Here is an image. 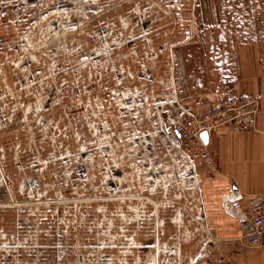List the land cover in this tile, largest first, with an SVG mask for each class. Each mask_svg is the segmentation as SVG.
Wrapping results in <instances>:
<instances>
[{
    "label": "rangeland",
    "instance_id": "374dc122",
    "mask_svg": "<svg viewBox=\"0 0 264 264\" xmlns=\"http://www.w3.org/2000/svg\"><path fill=\"white\" fill-rule=\"evenodd\" d=\"M263 13L264 0H0V264L247 252L202 217L210 145L182 157L156 104L166 129L173 89L185 106L232 93L234 46L264 40L250 32Z\"/></svg>",
    "mask_w": 264,
    "mask_h": 264
},
{
    "label": "crops",
    "instance_id": "0c3cea01",
    "mask_svg": "<svg viewBox=\"0 0 264 264\" xmlns=\"http://www.w3.org/2000/svg\"><path fill=\"white\" fill-rule=\"evenodd\" d=\"M262 31L264 22L250 27V32ZM233 60L235 78L230 88L232 93L228 94L259 95L261 111L255 130L213 134L212 155L199 163L202 217L221 238L241 232L238 219L223 208V199L229 193L241 195L244 207L264 201V40L255 37L235 45ZM233 264H264V247H249L247 252L233 258Z\"/></svg>",
    "mask_w": 264,
    "mask_h": 264
},
{
    "label": "built area",
    "instance_id": "2783aa9c",
    "mask_svg": "<svg viewBox=\"0 0 264 264\" xmlns=\"http://www.w3.org/2000/svg\"><path fill=\"white\" fill-rule=\"evenodd\" d=\"M142 73L139 72L140 76ZM126 77L129 76L125 74L123 78ZM172 91V100L166 102L168 106L164 109L170 127L165 129L161 123V103L156 104V116L163 134L180 150L182 157L190 158L185 147L195 149L200 145V148L208 149L213 134L256 129L257 117L261 111L259 95H231L209 90L202 92L199 99L185 106L186 102L178 99L177 91ZM139 94L144 97L142 91L134 95ZM203 132L208 133L207 139L201 136ZM222 204L225 210L233 211L238 216L241 224L238 241L246 247H264V201L244 207L241 195L233 192L223 199Z\"/></svg>",
    "mask_w": 264,
    "mask_h": 264
},
{
    "label": "water",
    "instance_id": "95a60500",
    "mask_svg": "<svg viewBox=\"0 0 264 264\" xmlns=\"http://www.w3.org/2000/svg\"><path fill=\"white\" fill-rule=\"evenodd\" d=\"M201 136H202L204 139H207V137H208V133H207V132H203V133L201 134ZM1 184H2V182L0 181V186H1ZM231 193H233V192H231ZM231 193H229V194H231ZM226 211H227V210H226ZM227 212H228L230 215H232L233 217H235V218L238 217L237 215L234 214L233 211H231V212L227 211ZM59 254H60V255H61V254H64L63 249L60 250V253H59Z\"/></svg>",
    "mask_w": 264,
    "mask_h": 264
},
{
    "label": "bare ground",
    "instance_id": "6f19581e",
    "mask_svg": "<svg viewBox=\"0 0 264 264\" xmlns=\"http://www.w3.org/2000/svg\"><path fill=\"white\" fill-rule=\"evenodd\" d=\"M124 107H125V106H124ZM46 137H47V136H46ZM111 178H112V177H111ZM116 179L119 180V178H116ZM116 179H115V180H116ZM112 182H113V181H112ZM114 185H115V184H114ZM111 188H112V187H111ZM115 188H116V187H115ZM109 199H110V198H109ZM179 219H180V218H179ZM178 224H179V223H178ZM188 238H189V237H188ZM126 250H127V249H126Z\"/></svg>",
    "mask_w": 264,
    "mask_h": 264
},
{
    "label": "flooded vegetation",
    "instance_id": "af4514ba",
    "mask_svg": "<svg viewBox=\"0 0 264 264\" xmlns=\"http://www.w3.org/2000/svg\"><path fill=\"white\" fill-rule=\"evenodd\" d=\"M143 249V248H142ZM123 252V251H122ZM125 253L127 252V251H124Z\"/></svg>",
    "mask_w": 264,
    "mask_h": 264
}]
</instances>
